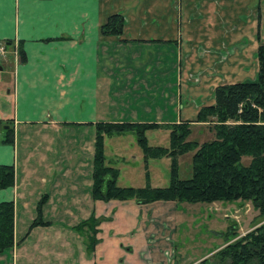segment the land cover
Segmentation results:
<instances>
[{
    "label": "crops",
    "instance_id": "crops-1",
    "mask_svg": "<svg viewBox=\"0 0 264 264\" xmlns=\"http://www.w3.org/2000/svg\"><path fill=\"white\" fill-rule=\"evenodd\" d=\"M153 1L0 0V42H12L11 49L21 45L25 53L20 64L10 53L0 64V120L10 123L8 128L0 126V166H13L16 176L13 187L0 190V203L15 205L14 247L0 256V264L155 262V246L148 241L142 248L144 258L130 263L126 257L135 252V245L125 244L123 237L135 240L143 229H151L159 216L155 207L166 213L163 221L167 223L162 222V227L169 228L168 222L176 218L175 206L171 202L139 206L128 201L118 206L115 201H94L92 171L84 173L90 167L89 158L93 161L95 125L107 122L99 113L109 94L102 79L107 69L115 73L129 66L126 59L123 64L122 56L114 59L109 47L127 50L139 43L173 42L180 47V58L185 56L183 10L192 4L177 0V8L176 0H155L154 16L149 11ZM117 13L127 18L123 34L104 36L102 26ZM213 26L209 48H214V91L224 84L254 80L259 66H254L253 79H234L233 74L248 69L243 58L257 56L258 35L264 42V0H214ZM206 84L200 83L196 90V85L182 83L179 99L168 101L167 108L159 112L160 120L166 121L160 124L194 120L200 107L213 105L214 92L209 102L204 99ZM177 105L184 108L177 121L171 120L170 110ZM10 126L15 143H1ZM75 129L87 130L83 144L59 148L55 135ZM93 214L103 221L98 227L99 243L90 253L87 228L80 231L76 226ZM38 217L49 224L33 226Z\"/></svg>",
    "mask_w": 264,
    "mask_h": 264
},
{
    "label": "rangeland",
    "instance_id": "rangeland-1",
    "mask_svg": "<svg viewBox=\"0 0 264 264\" xmlns=\"http://www.w3.org/2000/svg\"><path fill=\"white\" fill-rule=\"evenodd\" d=\"M151 1L147 0L148 3ZM152 3L154 4L149 7V11L155 16L156 10H152V8L157 2L154 0ZM188 3L192 4V7L186 5L183 10L184 19H187L183 37L185 38L183 42V46L185 45L184 58H180V47L173 42L152 45L139 43L127 50H120L114 46L109 47L114 59L122 56L123 64L125 65L127 60L129 66L122 69L121 72L115 73H110L107 69L106 77L102 79L105 92L107 88L109 92L106 105L101 107L99 112L101 118H104L103 120H107V122L147 120L152 123H165L166 121L160 120L161 117H158L159 112L163 108H167L168 101L176 102L179 99L181 84L187 82L190 85H196V90L200 88V83L205 86V82H207L204 99L206 102L211 100L214 92V48H209V46L214 40V0H188ZM173 5L178 8L179 2L176 0ZM207 20L210 21V24H207ZM11 47L12 45H10L8 53L13 54L16 63L20 64L18 46L14 49ZM199 47L201 50H198ZM9 55L0 57V64ZM256 58L257 56L243 58L248 64V69H237L236 76L233 74L234 79H238V77L253 79L258 72L257 70L253 71L254 66L258 67ZM225 59L226 57H224ZM113 65L115 62L111 64V66ZM108 68L111 69V67ZM1 75L2 72H0ZM132 98H136V100ZM137 98L139 99L137 100ZM204 106L208 105L202 107ZM183 108L184 106L180 105L173 109L170 107L171 120L177 121L180 115L179 110L181 111ZM192 130L190 140H196L202 144L214 139V132L207 125L194 124ZM1 132H3L2 127H0ZM91 135L94 136V129L91 131ZM55 136L59 148L66 147L68 144L69 146L71 144L81 146L83 137H87V130L84 133L77 129L73 132L64 130ZM147 137L150 146L168 147L169 145L168 131H152L147 133ZM105 154L106 164L118 167L121 171L118 180L119 186L138 188L150 183L153 187H167L170 184L171 160L169 158L150 162V182L148 181L143 153L134 134L114 135L106 138ZM192 156L193 152L179 157V178L181 180L192 177ZM59 157L64 156L60 155ZM89 161L90 167L88 170L85 169L84 173L91 174L92 158H89ZM250 161L251 159L248 157L243 158L244 164H249ZM115 204L123 203L115 201ZM172 206H175L177 212L176 218H172L171 222H168L169 228L166 225L165 228L162 227L163 223H167L163 221L166 213H159L162 209L155 207L159 216H156L155 224L151 229H143L144 233H141L135 240L129 235L123 237L125 244L130 241L135 245V252L126 255L130 263L136 261L138 263L140 258H144V254H141L142 248L149 241L150 246H155V262L153 264H199L214 256L216 252L227 245L225 244L226 233L232 228L240 238L264 223V217L250 202L182 203L179 205L172 203ZM148 221L146 220V223ZM150 232L154 234L150 235Z\"/></svg>",
    "mask_w": 264,
    "mask_h": 264
},
{
    "label": "trees",
    "instance_id": "trees-1",
    "mask_svg": "<svg viewBox=\"0 0 264 264\" xmlns=\"http://www.w3.org/2000/svg\"><path fill=\"white\" fill-rule=\"evenodd\" d=\"M126 17L111 15L102 26L104 36H121ZM258 73L254 80L218 86L214 91L215 103L202 107L195 121L176 123L152 122H99L96 123L94 156L92 161L91 195L94 201L121 203L134 201L137 205L172 202L176 205L213 204L216 202H250L264 217V42L258 35ZM5 43L8 47L12 42ZM21 62L25 53L19 46ZM194 124H204L214 132V139L202 144L190 140ZM10 123L0 120V126ZM168 131V147L150 146L147 133ZM1 141L14 144V129L5 132ZM134 134L143 153L146 174L150 182L151 161L171 160L170 184L167 187H122L118 185L121 171L106 164V138ZM193 152V174L190 179L179 178V157ZM251 159L244 164L243 158ZM13 166H0V190L15 184ZM41 210V206L39 207ZM103 219L93 214L76 228H87V251L93 253L99 243L98 227ZM14 202L0 203V256L14 247ZM49 224L38 217L33 226ZM232 230V231H231ZM226 233L227 244L211 258L199 264H264V223L244 237H238L232 228Z\"/></svg>",
    "mask_w": 264,
    "mask_h": 264
},
{
    "label": "built area",
    "instance_id": "built-area-1",
    "mask_svg": "<svg viewBox=\"0 0 264 264\" xmlns=\"http://www.w3.org/2000/svg\"><path fill=\"white\" fill-rule=\"evenodd\" d=\"M9 47L5 43H0V57L8 54Z\"/></svg>",
    "mask_w": 264,
    "mask_h": 264
},
{
    "label": "water",
    "instance_id": "water-1",
    "mask_svg": "<svg viewBox=\"0 0 264 264\" xmlns=\"http://www.w3.org/2000/svg\"><path fill=\"white\" fill-rule=\"evenodd\" d=\"M6 128H8V127H6Z\"/></svg>",
    "mask_w": 264,
    "mask_h": 264
}]
</instances>
